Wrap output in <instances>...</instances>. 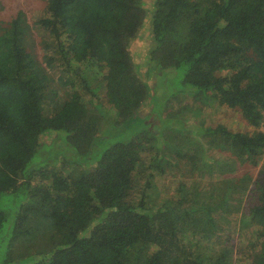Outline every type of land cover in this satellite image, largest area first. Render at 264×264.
I'll return each instance as SVG.
<instances>
[{
	"label": "trees",
	"instance_id": "obj_1",
	"mask_svg": "<svg viewBox=\"0 0 264 264\" xmlns=\"http://www.w3.org/2000/svg\"><path fill=\"white\" fill-rule=\"evenodd\" d=\"M41 1L0 21V264H264V0ZM218 106L252 132L200 127L234 159L193 160Z\"/></svg>",
	"mask_w": 264,
	"mask_h": 264
},
{
	"label": "rangeland",
	"instance_id": "obj_2",
	"mask_svg": "<svg viewBox=\"0 0 264 264\" xmlns=\"http://www.w3.org/2000/svg\"><path fill=\"white\" fill-rule=\"evenodd\" d=\"M42 5L43 3L41 0H0V21L2 22L8 21L12 15L16 14L17 11L21 10L22 12L25 13L26 18L30 23V25H33V23L41 17ZM145 34L148 33L146 32ZM150 44H151L150 38L147 39L146 37L144 38L142 37L141 39H138L137 41L133 42L131 49L134 60H137V62L141 61V64H143L144 61H142V58L144 57V54L146 53V50L148 46H150ZM144 69H145V65H144ZM167 74L170 77L171 86H173L175 80L179 82L180 78L182 77V74H179L176 71H171ZM152 77L153 76H151V78ZM152 79L150 81V85L154 86L155 84L154 81H152ZM186 117L188 118L185 121V127L183 129H185L184 130L185 135H188L192 140V143L188 144L186 149L190 150L191 154L193 155V160L196 161L200 159L199 156L201 151L203 150H205V152L209 156L211 155L213 157H225L231 160L234 159L232 151L229 152L228 149L226 150L224 146H219L217 148L214 147V145H211L208 142V139H206L202 134L203 133L202 130L198 128L215 127L221 124L222 126H226L228 130L232 132H237V131L249 132V133L252 132V128L248 126V123L241 117V114L237 109H229L225 106L204 107L201 110L200 114H196L194 112V109L190 107L188 109V115H186ZM263 161H264V155L261 158V162ZM257 171H258V167L255 169L254 168L242 169L240 173L247 174L251 178H254ZM155 181L159 183V187L155 192L154 196H159L165 191V188L173 190L178 182V178L166 174L165 176L163 175L162 177H160L158 180ZM154 185L157 184L155 183ZM232 198H236V195L232 196ZM255 204H256L255 197L252 195V193L251 192L245 193V196H243L242 201L239 204L240 206L238 208L236 207L230 208V209L235 208L234 210L236 212V215L233 218L235 219L237 217L238 219H241L243 216L251 213L254 210ZM222 220L232 221V217L229 216ZM240 241L241 238H239V236L236 235L233 240L236 251L240 250L241 247Z\"/></svg>",
	"mask_w": 264,
	"mask_h": 264
}]
</instances>
